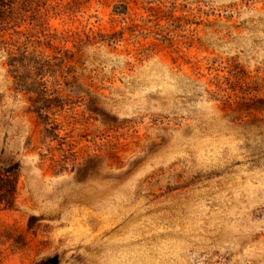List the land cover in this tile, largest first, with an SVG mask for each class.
<instances>
[{"label":"rangeland","instance_id":"obj_1","mask_svg":"<svg viewBox=\"0 0 264 264\" xmlns=\"http://www.w3.org/2000/svg\"><path fill=\"white\" fill-rule=\"evenodd\" d=\"M15 2L0 264H264V0Z\"/></svg>","mask_w":264,"mask_h":264},{"label":"trees","instance_id":"obj_2","mask_svg":"<svg viewBox=\"0 0 264 264\" xmlns=\"http://www.w3.org/2000/svg\"><path fill=\"white\" fill-rule=\"evenodd\" d=\"M15 0H0V32L7 30L16 19ZM17 24V23H16ZM18 62L12 59L11 66L16 67ZM18 175L15 171H9L8 174L0 172V210L12 209L17 191ZM41 264H59V258L53 257Z\"/></svg>","mask_w":264,"mask_h":264}]
</instances>
